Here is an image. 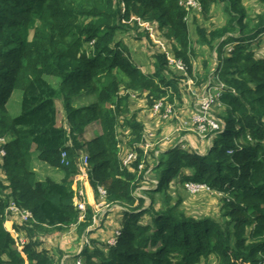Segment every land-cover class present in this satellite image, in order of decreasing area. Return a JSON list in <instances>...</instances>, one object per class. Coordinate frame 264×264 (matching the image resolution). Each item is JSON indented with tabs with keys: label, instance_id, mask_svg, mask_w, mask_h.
Instances as JSON below:
<instances>
[{
	"label": "trees",
	"instance_id": "16d2710c",
	"mask_svg": "<svg viewBox=\"0 0 264 264\" xmlns=\"http://www.w3.org/2000/svg\"><path fill=\"white\" fill-rule=\"evenodd\" d=\"M199 1L205 15L216 4L228 14L222 26L196 28L200 46L219 45L213 77L196 73L197 51L180 0H0V137L6 139L0 143L5 150L0 156V264H54L38 232L77 225L83 238L98 231L89 229L94 207L87 203L82 219L73 200V177L85 148L95 195L104 186L106 200L120 206L124 218L115 244L99 246L92 238L75 259L85 264H264V56L252 49L264 33V9L251 15L245 0ZM144 21H156L171 46L170 52L154 51L148 70L134 62L124 42V35L137 30V39L149 38V32H139ZM229 45L231 53L222 56ZM170 55L186 65V73L174 70ZM50 76L57 78L55 84ZM188 77L198 86L223 82L225 113L217 118L218 128L206 129L210 146L205 152L182 145L166 150L153 163L156 186L142 190L146 198L137 195L151 165L146 124L132 97L144 98L151 109L162 102L159 113L171 108L173 115L184 104L180 86ZM16 92L21 93L18 114L11 105ZM87 94L95 97L91 103L74 105V97ZM94 121L100 134L83 140ZM121 136L136 153L131 168L124 164ZM63 151L69 164L62 162ZM35 159L63 172L61 181L41 179ZM171 178H180L190 193L187 182L221 194L219 213L197 217L180 207L181 199L171 203ZM159 193L166 197L161 207L155 200ZM12 203L32 213L15 223L24 243L5 226Z\"/></svg>",
	"mask_w": 264,
	"mask_h": 264
},
{
	"label": "rangeland",
	"instance_id": "374dc122",
	"mask_svg": "<svg viewBox=\"0 0 264 264\" xmlns=\"http://www.w3.org/2000/svg\"><path fill=\"white\" fill-rule=\"evenodd\" d=\"M244 4L246 5L249 13L251 15H255L264 9V5L254 1V0H245ZM228 17L227 12L222 4H216L213 6L212 10L208 15L203 14V11H192V13L188 17V25L191 31V37L193 45L197 51V55L195 57V70L196 73L203 75L206 71L210 72V76L213 77L214 71L219 64L220 59L218 58V46L214 48H209L208 46H200L196 41H198L196 28L198 25L207 28L213 29L218 26H222L225 24L226 19ZM141 28L139 32H149V38L144 34L142 38H138V30L132 31L133 33L128 35H124V42H126L133 53L134 62L138 65H141L144 70L152 69L150 59L153 55L154 51L158 48L160 51H171V46L165 38L164 30H160L158 28V24L156 21H144L139 25ZM227 56L231 53L233 49V45H229L226 47ZM252 49L259 56H264V33H262L256 40L252 42ZM173 55V54H172ZM177 67L174 66V70ZM54 79L57 80L56 77L50 76L49 80L54 83ZM209 81H203V83L198 85H191V79L187 81H183L182 87L183 95H184V104L180 110H175L173 115L171 111L167 116L165 114H160L159 110H154L146 106V101L142 97L133 96V108L138 109L140 112V118L146 124L147 134L145 135V148L148 149L146 153L148 155V162L151 165L148 166L146 170L144 179L141 181V186L137 189V192L142 197H147L146 193L142 192L145 188H153L156 186V182L158 177L157 171H153L154 161L159 156L161 157L162 153L166 150L171 149L177 145H182L188 150L191 151H199L205 152V150L210 146V140L208 137L202 136L204 135L201 131V127H199L194 120L193 115L195 108H197L198 103L200 101V96L203 93L204 89L210 83ZM55 84V83H54ZM21 93L16 92V95L12 97L14 99L13 105V113H20V106L16 102L19 100ZM95 99L94 95L87 94L82 99L80 97H74L73 103L75 106L85 105L91 103ZM202 101V98H201ZM56 107L58 109V123L59 125L65 124V114L64 109L61 102L58 100L56 102ZM225 107L223 105H216L212 108V119L213 116L217 118H221L225 112ZM193 115V120H192ZM199 115V114H198ZM197 115V116H198ZM196 116V117H197ZM202 117L203 114H201ZM217 126V123L214 124V127ZM101 129L99 124L94 121L89 124L82 135L83 140H89L98 134H100ZM122 137V136H121ZM122 144L120 145L123 150V156L127 154L128 150L132 147L126 143L125 136L122 137ZM157 149V150H154ZM84 150H87L86 148ZM83 150V151H84ZM154 152V155L150 154V151ZM34 165L36 170L39 173V177L44 179L49 176L56 181H61L63 177V172L58 169L51 168L45 162L35 159ZM1 174V172H0ZM0 177H4L0 175ZM76 182L72 183V186L75 187ZM89 189L81 188L80 191L86 195ZM90 192V191H89ZM168 199L171 203L178 202L181 199L180 207L187 211L189 214L194 216H202L206 214L216 215L219 213V209L222 204V199H220L221 194L217 192H212L211 189H203L199 192L190 193L183 187L182 181L180 178H171L169 181V187L167 189ZM87 196V195H86ZM94 198L90 202L95 205L96 208H99L101 205L97 207L96 203H100L101 199L99 197L93 195ZM88 197V196H87ZM156 206L161 207L165 205L166 197L159 193L155 196ZM149 201V199H147ZM82 202L80 199H77V203ZM102 215L101 226L99 230L95 232L91 237H87V235H83V238H87L90 241L92 238H96L101 243L99 246H102L106 243V239L112 236L117 229L121 226V221L123 220V215L120 212L118 207L113 208H105L101 206ZM16 219V220H15ZM149 219V218H147ZM19 221V216L10 217L5 222V226L9 229L14 223ZM100 222V223H101ZM99 223V222H98ZM98 227L96 229H98ZM15 236H18V232L13 233ZM41 240V248L47 249L49 253L54 257V264H76L75 254L78 253L79 249L82 246V237L79 235L77 230V225H72L67 230L63 232H38L37 235ZM25 238V237H24ZM104 246V245H103ZM60 252L61 254H56Z\"/></svg>",
	"mask_w": 264,
	"mask_h": 264
},
{
	"label": "built area",
	"instance_id": "2783aa9c",
	"mask_svg": "<svg viewBox=\"0 0 264 264\" xmlns=\"http://www.w3.org/2000/svg\"><path fill=\"white\" fill-rule=\"evenodd\" d=\"M180 3L183 4L188 11L187 22H188V17L192 13V11H201L202 10V7H201L199 0H180ZM169 59H170V63L173 64L175 67H177L178 70L186 73V65L181 60H176L172 55L169 56ZM189 79H191V81H192L191 85H193V84L195 85V81L191 77H188L187 80H189ZM224 86H225V84L221 81H218V82H211L210 81V83L207 85V87L204 89L203 93L200 96V101L198 103L197 108H195V111L193 113V115L196 113V115H194V120H195V123L199 127L202 128L201 131L203 132L204 135H205L206 129L208 127L211 129L212 128H218L217 117L213 116L214 119H212V115H211L212 112L211 111H212L213 106L221 104L220 97L222 96V90H223ZM201 98H202V101H201ZM161 105H162V102H159L154 106L153 109L154 110L155 109L160 110ZM170 111H171V108H168L167 112L165 113V116H167ZM201 114H203L204 117H202ZM193 115H192V120H193ZM215 123H217L216 127H214ZM204 135H202V136H204ZM5 141H6L5 138L0 137V143H3ZM4 154H5V150L3 148H0V156L3 157ZM122 157L124 160V164L129 166L130 162L136 158V153L133 152V150L130 148L128 150L127 154H125V156H123V154H122ZM89 159H90V156H89V153L87 152V150H84L81 153V155L79 156L78 172L73 177V183H74V180L76 182L75 187L73 186V188L75 190V196H74L73 200H74V204L82 212V216H81L82 219L86 213L87 203L94 207L95 214H94V218H93V225L91 228H89V229H94V228H97L98 226H101V224H102L101 219H100V217L102 215L101 206H104L105 208L118 207L119 209L121 207L116 205V204H112L106 200L107 190L102 185L98 186L97 194H96L97 196L95 195V192L92 189V187L90 185V181H89V174L92 171V167L90 165ZM62 162H64L65 164H69V160L67 159V152L66 151L62 152ZM129 167L131 168V166H129ZM186 187L193 193L199 192L205 188L210 189L205 184L202 185V184H196L193 182H187ZM81 188L89 189L88 193H86V195L88 197L80 191ZM89 191L92 192L96 196V199H97V197H99L101 199V202L99 204L96 203L97 207L99 205H101L99 208H96L95 205L90 203V199H89L90 192ZM136 194L139 195L137 190H136ZM78 198L82 202L77 203ZM10 210H12V215L9 214L8 219L10 217L16 218V216H19L18 222H23V221L29 220L32 217V213L30 211L23 209V208H20L18 205L14 204V203H12L8 207V213L10 212ZM89 229H87V230L89 231ZM8 230L12 233V235L16 239L18 238L21 241V243L25 242V238L22 235L20 236L18 233V236H15L13 234L14 232H18L16 227H15V223ZM98 230H99V227H98ZM118 235H119V230H116L112 236H110L108 239H106V242L111 244V245L115 244L116 237ZM87 242L89 243L90 241H88L87 238H82L81 248ZM76 264H85V263L83 262L81 257H78L76 259Z\"/></svg>",
	"mask_w": 264,
	"mask_h": 264
},
{
	"label": "crops",
	"instance_id": "0c3cea01",
	"mask_svg": "<svg viewBox=\"0 0 264 264\" xmlns=\"http://www.w3.org/2000/svg\"><path fill=\"white\" fill-rule=\"evenodd\" d=\"M101 129V128H100ZM94 194L92 193V192H90V195H89V199H90V202L93 200V198H94V196H93Z\"/></svg>",
	"mask_w": 264,
	"mask_h": 264
},
{
	"label": "clouds",
	"instance_id": "9594fccd",
	"mask_svg": "<svg viewBox=\"0 0 264 264\" xmlns=\"http://www.w3.org/2000/svg\"><path fill=\"white\" fill-rule=\"evenodd\" d=\"M81 249H82V248H81ZM81 249H80V250H81ZM80 250H79V251H80Z\"/></svg>",
	"mask_w": 264,
	"mask_h": 264
}]
</instances>
